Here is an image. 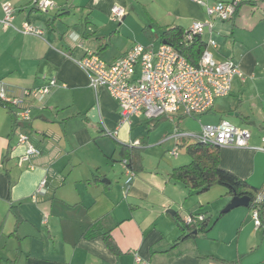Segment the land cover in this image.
Returning a JSON list of instances; mask_svg holds the SVG:
<instances>
[{"label": "crops", "instance_id": "obj_1", "mask_svg": "<svg viewBox=\"0 0 264 264\" xmlns=\"http://www.w3.org/2000/svg\"><path fill=\"white\" fill-rule=\"evenodd\" d=\"M53 1L56 7L43 12L31 0H0V83L11 98L31 108V121L21 130L41 151L31 160L33 169L18 165L25 149L0 103V264H264V208L259 230L250 208L222 214L233 198L228 188L216 185L197 194L175 183L173 169L187 164L177 157L156 171L140 159L126 193L122 165V150L140 142L133 150L141 153L151 141L147 131L166 121L193 133L228 121L252 136L249 148H220L221 167L256 189L263 187L264 153L254 148L264 137V0H241L233 19L214 20L212 36L207 31L202 37L206 43L215 40L209 50L216 61H234L245 78H236L231 93L217 98L208 112L189 117L197 126L187 130L181 126L188 117L181 114L155 121L134 117L120 126L118 102L105 88L95 93L79 61L92 51L111 65L136 44L159 48L164 30H188L208 19L198 1ZM5 3L16 13L9 28L1 24ZM115 6L125 10L121 21L112 15ZM25 22L41 29L43 37L18 33ZM51 79L58 86L43 101L25 95ZM106 129L116 137L106 136ZM172 134L159 132L156 145L195 143L176 141ZM43 179L47 193L34 201ZM199 214L208 219L207 232L180 222ZM96 226L111 231L115 250L101 236L84 237Z\"/></svg>", "mask_w": 264, "mask_h": 264}, {"label": "built area", "instance_id": "obj_2", "mask_svg": "<svg viewBox=\"0 0 264 264\" xmlns=\"http://www.w3.org/2000/svg\"><path fill=\"white\" fill-rule=\"evenodd\" d=\"M198 1L205 9L208 19L196 21L184 35L185 43H192L195 38H202L208 31L213 34L214 20L222 22L230 21L237 13L241 0L230 2H217L208 4ZM32 4L41 11L52 10L56 7L53 0H31ZM4 28L13 27L16 17L14 7L5 3L2 5ZM115 19L121 21L125 10L115 6L112 9ZM16 31L22 35L43 37V31L29 22H25ZM210 47L215 48L216 42L210 37L207 41V49L202 54L197 65L191 64L175 47L166 43L155 49L153 46L142 44L134 45L124 56L108 65L96 52L89 51L79 66L89 78L90 86L97 94L105 88L118 102L120 109V126L130 125L134 117H145L147 120H158L161 117H169L181 114L185 117H195L208 112L217 98L226 97L232 91V84L236 78L244 80L245 74L240 66L232 60L218 62L215 60ZM56 79H51L47 86L25 92L29 98L43 101L51 89L57 87ZM0 99L13 105L17 125L18 144L24 147V153L19 157L18 165H30L34 156L41 154L35 147L30 136L21 130V125L31 120V108L25 106L23 101L11 98L4 84L0 83ZM105 135L115 138L116 132L105 130ZM251 132L239 128L228 121L219 124L203 125L198 133L183 132L177 130L172 134L176 141L190 140L219 148H249ZM132 146H140L135 142ZM254 150L264 153V137L262 145ZM170 154L178 156V145ZM126 173V193L130 189L135 172L129 167L128 161H122ZM47 193V179H43L33 200ZM256 204L264 205V185L256 196ZM252 218L255 230L262 227L259 209L252 210ZM205 220L204 215H187L183 217L186 226H196ZM139 260V259H138Z\"/></svg>", "mask_w": 264, "mask_h": 264}, {"label": "trees", "instance_id": "obj_3", "mask_svg": "<svg viewBox=\"0 0 264 264\" xmlns=\"http://www.w3.org/2000/svg\"><path fill=\"white\" fill-rule=\"evenodd\" d=\"M35 8L38 9L36 6ZM185 32L186 30L184 28L176 26L174 28L164 30L159 35V40L161 42H167L168 44L172 45L191 64L197 65L202 54L207 49V43L200 37L195 38L194 41L190 44L185 43ZM0 103L11 114L14 124L16 125V118L14 116L15 109L13 105L3 102L1 99ZM23 126L24 124L21 125V128ZM134 147H131L128 152H126L124 148L122 150V155H124L123 160L128 161L129 167L133 171H137L136 167L140 164L141 153H139L138 151H134ZM178 147H184L187 150V153L191 158V162L187 165L174 168L170 175V179L172 181L184 185L187 189L197 194L206 193L216 185L227 187L229 190V194L233 196L234 193H236L239 197H249L250 204L248 208H250L251 211L253 209H259L260 216L262 217L264 205L258 206L256 204V196L260 189L252 187L246 181L240 179L232 172H229L221 167L219 147L198 142L192 144H178ZM175 217H178V214H176ZM180 222L185 226L186 229L190 230L207 232L209 229L208 219L206 218V216L205 220L196 226H186L183 223V219H180ZM88 232H90L91 235H89ZM88 232L87 234H84L85 238H94L95 235L101 236L105 240L108 247L112 250H115V243L111 236L110 230L103 231L100 226H96V228L93 230L92 228H90V231ZM186 237L187 235L185 234L183 237H181V239H184Z\"/></svg>", "mask_w": 264, "mask_h": 264}, {"label": "rangeland", "instance_id": "obj_4", "mask_svg": "<svg viewBox=\"0 0 264 264\" xmlns=\"http://www.w3.org/2000/svg\"><path fill=\"white\" fill-rule=\"evenodd\" d=\"M153 43L155 45L159 44V42H153ZM150 44L153 45L152 43ZM196 120L197 119L194 120V118L188 117V119H186L182 123L181 129L187 130L190 128H195L197 126ZM157 130L158 129H156L155 131L151 133H149L150 131H147L146 135H149V136L151 135V139H149L151 141L149 142L150 144H148L147 146H144V148L141 151V159H142L141 161H142V164L144 163L143 166L146 169H150L152 171L154 170L156 171L157 169L159 170L161 168H164L167 164L169 165L170 162H173L176 160V158L170 154V152L176 147L174 143L169 142V143H166L160 146V145H156L155 141L158 138L157 135H159V132L174 133L179 129L175 128V126L171 124L170 121H166L161 125V128L158 131ZM177 159L179 160L184 159L187 161V162H184L182 165H184L185 163L189 164L191 162V158L188 155L187 150L184 147H180V148L178 147Z\"/></svg>", "mask_w": 264, "mask_h": 264}, {"label": "water", "instance_id": "obj_5", "mask_svg": "<svg viewBox=\"0 0 264 264\" xmlns=\"http://www.w3.org/2000/svg\"><path fill=\"white\" fill-rule=\"evenodd\" d=\"M167 42H164L166 44ZM250 204V198L249 197H239L236 193H234V196L231 200V202L226 206V208L222 211V214H227L231 212L232 210L239 208V207H246L248 208ZM173 214L174 212L171 211ZM195 234L197 232H194Z\"/></svg>", "mask_w": 264, "mask_h": 264}]
</instances>
